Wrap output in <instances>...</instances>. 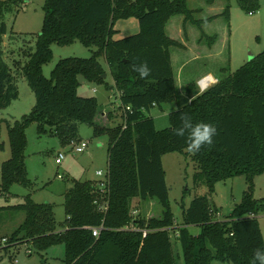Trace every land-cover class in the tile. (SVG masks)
<instances>
[{
  "label": "trees",
  "instance_id": "16d2710c",
  "mask_svg": "<svg viewBox=\"0 0 264 264\" xmlns=\"http://www.w3.org/2000/svg\"><path fill=\"white\" fill-rule=\"evenodd\" d=\"M20 1L0 0V12ZM215 1L206 0L208 4ZM226 1L220 15L230 22V4ZM237 1L249 13L260 6L259 0ZM43 8L36 50L23 67L36 103L29 114L8 125L12 155L1 166L0 194L10 193L15 183L27 188L33 184L26 164V129L33 122L39 134L49 127L62 145L81 140L79 127L83 123L89 124L97 136L107 133L109 182L101 193L94 180L74 181L65 194L67 226L62 230H58L52 203H39L25 196L24 202L14 206L24 211V220L7 237L4 250L23 242L41 249L64 244L65 264H179L169 230L175 218L162 160L167 153L179 152L198 166L196 183L208 187L207 193L196 196L190 205L183 203L182 222L175 227L184 264H250L254 250L264 249L257 217L264 213V197L255 198L253 181L255 175L264 172V51L171 111V126L157 129L149 114L151 109H163L165 103L177 99L178 93L170 47L181 43L170 38L166 24L171 16L183 14L185 22L199 26L203 38L210 37L202 28V22L210 18H195L188 0H45ZM129 16L137 17L140 31L115 39L116 19ZM5 32L6 24L2 22L0 43ZM78 39L91 48L92 55L62 58L46 77L43 65L51 60V45H67ZM101 56L120 91L122 122L116 126L102 124L98 99L78 91L80 76L88 82L107 83ZM145 60L151 75L140 79L133 63ZM194 86L188 84L187 91ZM18 96L15 76L0 49V108L8 107ZM181 113L190 114L194 123L216 126L212 146L196 155L185 150V139L174 135ZM109 117H113L112 112L107 114ZM242 174L248 183L242 201L226 219H216L213 215L217 208L210 198L216 183ZM135 197L156 198L162 215L149 219L134 216ZM98 200L108 202L106 210L99 208ZM129 224L137 228H126ZM190 225L199 226L200 232L191 233ZM97 226L102 229L99 236H94L92 228Z\"/></svg>",
  "mask_w": 264,
  "mask_h": 264
},
{
  "label": "rangeland",
  "instance_id": "374dc122",
  "mask_svg": "<svg viewBox=\"0 0 264 264\" xmlns=\"http://www.w3.org/2000/svg\"><path fill=\"white\" fill-rule=\"evenodd\" d=\"M21 1L22 3L14 4L11 9H4L3 13L0 12V26L2 22L6 24V32L1 34L0 49L3 59L10 66L15 76L19 91L17 99L13 100L8 107L0 108V184L2 163L12 155L8 125H12L16 120L22 119L25 114H29L36 103L35 93L23 72V67L36 50L37 37L44 21L45 11L43 6L45 0ZM224 1L227 3L226 0ZM221 2L217 1L213 7H209L210 5L205 0H188L189 7L194 10L195 18L203 20L210 18L202 22L203 30L210 37L204 36L202 38L199 26L191 21L185 22L183 14L173 15L167 22L166 32L170 38L174 40H176L175 38L180 39L178 30H181L184 33L182 37L184 35L191 47L187 51L183 49V59H187L188 63L185 65L182 81L177 82V99L173 102L165 103L163 109L155 106L149 113L154 117L157 129L171 126L170 112L188 103V98L185 95L187 91L186 84L182 83L186 77L192 79L204 67L217 71L216 79L218 81L235 71L254 55L264 51V0H259L260 6L253 14L239 6L237 0H228L230 4V22L228 23H231V46L233 47L231 59L228 58L229 43L224 44L223 47L224 42L221 41L219 43L220 39H218V36L222 39L225 36L226 24L223 16L218 14L223 11L220 8ZM222 5L224 9L225 3ZM114 28L113 37L115 39L132 35L141 29L136 16L116 19ZM209 40L212 41V44L216 40L217 44H219L216 50L222 49L224 51L217 64L215 62L216 59L209 58V56L195 59L196 55L192 54L198 50L195 48V44H200L198 43L199 41L202 42L203 51L207 54L205 51L212 45ZM182 46L183 44L181 43L178 47L182 48ZM51 47V60L43 65V74L46 77H50L52 70L60 59L66 57L86 58L93 53L91 48L85 46L79 39L67 45L53 43ZM213 50L215 48L208 52H213ZM99 59L107 74L105 77L107 83L88 82L80 76L81 85L78 91L82 96H95L98 99L100 104L98 119L102 124L116 126L122 122V117L119 115L121 114L120 91L115 85L111 69L105 57L101 56ZM223 59L224 61H221ZM176 60H178L177 57L175 62ZM174 69L178 73V64H176V67L174 66ZM109 112L113 113V117L107 119ZM115 113L119 116H116ZM46 129V132L39 134L36 122L31 123L26 129L28 140L26 164L28 177L33 182L32 186L27 188L15 183L12 185L10 193L0 194V264H65L64 244L41 249L31 243L23 242L9 247L7 251L4 250L3 245H7L8 242L4 238L9 237L25 217L24 211L14 206L24 202L27 195H30L34 201L39 203H52L58 230H62L67 226V215L64 205L65 194L74 181L96 180L97 182L107 178L108 146L110 141L107 133L97 136L89 124H81L79 127L80 139L89 141V145L84 152H76L74 149L76 143L62 145L59 138L53 134V131L49 127ZM59 152L65 154L61 164L57 163L56 160ZM162 160L166 171V183L169 188L171 208L175 218V223L169 228L170 236L174 246V254L178 256L179 264H184L183 251L175 227L177 228V226L181 225L183 203L186 206L190 205L196 196L206 194L208 187L203 183H196L194 176L199 169L191 157L179 152H170L165 154ZM99 170L103 171V176L97 174ZM253 181L255 198H263L264 172L255 175ZM247 188V178L243 174L218 181L215 191L210 196L217 208L213 216L220 220L226 219L234 206L242 201ZM132 210L135 212V216H145L147 219L162 215V206L156 198L143 200L135 197L132 201ZM257 217L264 238V213L258 214ZM127 227L137 228L134 224H129ZM189 230L193 234H198L200 227L190 225ZM212 264L233 263L214 261Z\"/></svg>",
  "mask_w": 264,
  "mask_h": 264
},
{
  "label": "clouds",
  "instance_id": "9594fccd",
  "mask_svg": "<svg viewBox=\"0 0 264 264\" xmlns=\"http://www.w3.org/2000/svg\"><path fill=\"white\" fill-rule=\"evenodd\" d=\"M133 70L140 79H147L152 71L146 60L139 63L134 62ZM204 91L206 89H201V94ZM179 119L181 123L179 127L174 129V135L185 139V150L189 154L196 155L202 148L213 145V138L217 135V128L214 124L203 121L194 123L192 116L188 113H181ZM250 264H264V249L257 248L254 250Z\"/></svg>",
  "mask_w": 264,
  "mask_h": 264
},
{
  "label": "crops",
  "instance_id": "0c3cea01",
  "mask_svg": "<svg viewBox=\"0 0 264 264\" xmlns=\"http://www.w3.org/2000/svg\"><path fill=\"white\" fill-rule=\"evenodd\" d=\"M198 1H200V0H198ZM217 1H223L224 3H225V5H226V2L224 1V0H216L213 4H209L210 6L209 7H213V5L217 2ZM205 2H206V0H205ZM223 2H221L222 4H224ZM207 3V2H206ZM208 4V3H207ZM220 5V8L222 9V10H224L223 9V5ZM225 5H224V7H225ZM221 13V12H220ZM220 13H218V14H220ZM215 15V14H214ZM224 18V17H223ZM225 19V18H224ZM225 21H226V24H225V31H224V37H223V39L220 37V36H218V39H220L219 40V43L221 42V41H223L224 43H223V47H224V44H227V43H229V46H228V48H229V56H228V58L229 59H231V53L233 52V47L231 46V43H232V39H231V23H228L227 22V20L225 19ZM230 24V25H229ZM226 29H227V31H226ZM182 34H184L181 30H178V35H180V39H177V38H175L176 40H178L180 43H182L183 44V46H182V48H179L178 46H171L170 47V52H171V58H172V64H173V68H174V66L176 67V64H178V73H177V71L174 69V72H175V77H176V83L177 82H179V81H182V79H183V77H182V75H183V73H184V70H185V65L188 63V61H187V59H183L184 58V55H182V53H183V49L184 50H189L190 49V45H189V41H187L186 40V38H184V35H183V37H182ZM218 35V34H217ZM179 38V37H178ZM222 39V40H221ZM234 39V38H233ZM217 40V39H216ZM214 41V43L211 45V46H209L208 47V49L205 51V52H207V54H205L204 53V46L201 44L202 42L201 41H197L198 43H200V44H195V48H197L198 50L197 51H194L192 54H195L196 56L194 57L195 59H199V58H201L202 56H209V58H213V59H216L215 60V62H216V64H217V62H219L220 61V59H221V56H222V54H223V50L222 49H220L219 51H217L216 50V47L219 45V44H217V41ZM203 43H204V41H203ZM207 47V46H206ZM213 48H215V50H213V52H208V51H212V49ZM178 58V60H176V62H175V58ZM226 60V59H225ZM221 61H224V59L223 60H221ZM227 61H229V60H227ZM217 74H218V72L217 71H212V70H209L208 68H204V67H202L201 69H200V71L195 75V76H193L192 77V79H190V77H186L185 78V80L182 82L183 84H186V88H187V85L188 84H190V83H194L195 84V86H194V88H193V90L191 91V92H188V91H186V93H185V95L187 96V98H188V102H190L191 100H192V98L193 97H195L196 95H198L200 92H201V90L199 89L200 87H199V84H198V81L201 79V78H203L204 76H206V75H211V76H213L214 77V79L215 78H217L216 76H217ZM189 80H192V81H190L189 82ZM188 82V83H187ZM177 88H178V85H177ZM187 90V89H186ZM96 181V180H95Z\"/></svg>",
  "mask_w": 264,
  "mask_h": 264
},
{
  "label": "built area",
  "instance_id": "2783aa9c",
  "mask_svg": "<svg viewBox=\"0 0 264 264\" xmlns=\"http://www.w3.org/2000/svg\"><path fill=\"white\" fill-rule=\"evenodd\" d=\"M250 14H253V12H250ZM209 76H210V75H206V76H204L203 78H201V79L198 81V84H199L200 90H201V89H206V88H208L209 86H211L213 83H216L217 79L215 78V79H209V80H208ZM130 109H131L130 106H127V110H130ZM125 126H126V125H124V127H125ZM88 145H89V141H86V140H80L78 143H76V146H75L74 149H75L76 152H84V150L88 147ZM64 158H65V154L62 153V152H59V154H58V156H57V158H56L57 163L61 164V163L63 162V159H64ZM97 174H98L99 176H103V175H104V173H103L102 170H99V171L97 172ZM60 177H61V175H60ZM106 177H107L106 180H98V181H97V184H98V186H99V188H100L101 193H103V192L105 191V188H106V186L108 185V182H109V175H108V173H107ZM98 205H99V208H100V209H102V210H106L107 207H108V202L105 201V200H103V201H99V200H98ZM132 213H133V215L135 216V212H132ZM126 228H128V229H135V227H133V228H129V227H127V226H126ZM101 229H102L101 226H100V227H99V226H97V227H93V228H92L93 235H94V236H99ZM145 233H146V232H145ZM4 239H5V240H8L7 238H4ZM3 246H6V245H3Z\"/></svg>",
  "mask_w": 264,
  "mask_h": 264
},
{
  "label": "bare ground",
  "instance_id": "6f19581e",
  "mask_svg": "<svg viewBox=\"0 0 264 264\" xmlns=\"http://www.w3.org/2000/svg\"><path fill=\"white\" fill-rule=\"evenodd\" d=\"M209 79H214V77L210 75L209 78H208V80H209Z\"/></svg>",
  "mask_w": 264,
  "mask_h": 264
},
{
  "label": "water",
  "instance_id": "95a60500",
  "mask_svg": "<svg viewBox=\"0 0 264 264\" xmlns=\"http://www.w3.org/2000/svg\"><path fill=\"white\" fill-rule=\"evenodd\" d=\"M106 76H107V74L105 73V74H104V77H106Z\"/></svg>",
  "mask_w": 264,
  "mask_h": 264
}]
</instances>
